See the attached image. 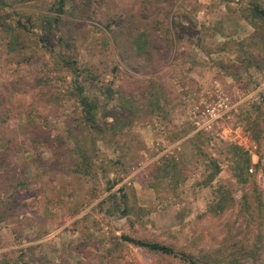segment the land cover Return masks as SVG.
Wrapping results in <instances>:
<instances>
[{
  "label": "rangeland",
  "instance_id": "rangeland-1",
  "mask_svg": "<svg viewBox=\"0 0 264 264\" xmlns=\"http://www.w3.org/2000/svg\"><path fill=\"white\" fill-rule=\"evenodd\" d=\"M59 1L0 9V264H264V0Z\"/></svg>",
  "mask_w": 264,
  "mask_h": 264
},
{
  "label": "trees",
  "instance_id": "trees-1",
  "mask_svg": "<svg viewBox=\"0 0 264 264\" xmlns=\"http://www.w3.org/2000/svg\"><path fill=\"white\" fill-rule=\"evenodd\" d=\"M17 1H18V3H21V2L29 3V2H32L34 0H17ZM39 1H42V0H37V3ZM64 4L65 3L63 0H60L58 3H56V2H53L50 4L43 3L39 7V9L41 10L39 13V17H38L39 21L44 20L45 18H53L55 22H59L60 21L59 15H55L58 17L54 18L51 15L47 16L46 13L48 14V12H51V13H57V14L61 15L65 12V9H64L65 5ZM4 5H5V0H0V9H3L5 7ZM252 14L261 23L264 24V9H261L260 5H258L256 2L252 3ZM28 21L31 25L35 26V24L37 23V15L33 13L30 16V19ZM74 62H75L74 60H70L68 62V64L74 66V64H75ZM76 69H77V67H76ZM77 71H78V69H77ZM108 92L109 93L112 92L110 87L108 88ZM76 96L78 98V102H79V105H80L82 113H83V119H85V122L88 123V125L90 127L95 126L96 125V119H95L96 118V108H97L96 100L90 98L88 95H85L83 93V87L79 88V91H78ZM251 124H252V126L254 125V123H251ZM241 155L242 154L237 155L233 159V162H234L233 163L234 164L233 165L234 178H235L236 182L239 184H243V183L247 182V173H248V169L250 166V156L246 157L244 163H239L237 158ZM86 159H87V157L85 156L84 160H86ZM218 192H219V200H218V203H216L215 205L217 206V208L219 210H222L226 206L227 198L225 197V194H224L225 191L222 187L219 188ZM122 239L127 243H130L134 246L146 249L147 251L154 253V254L173 256V257L177 256V253L174 251L173 248H171L170 246L164 245V244H160L158 242L135 239V238H131L128 236H123ZM182 259L186 264H200L195 259H193L192 256H190V255H182Z\"/></svg>",
  "mask_w": 264,
  "mask_h": 264
}]
</instances>
